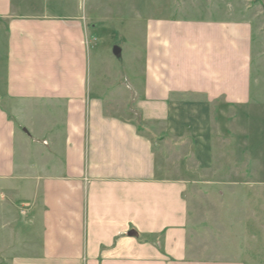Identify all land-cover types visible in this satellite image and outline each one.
Returning <instances> with one entry per match:
<instances>
[{"label":"crops","instance_id":"0c3cea01","mask_svg":"<svg viewBox=\"0 0 264 264\" xmlns=\"http://www.w3.org/2000/svg\"><path fill=\"white\" fill-rule=\"evenodd\" d=\"M90 21L82 0H0V189L19 212L3 207L0 264H246L217 249L218 221L215 235L191 215L168 142L208 173L215 143L242 132L252 22L150 21L126 100L89 86Z\"/></svg>","mask_w":264,"mask_h":264},{"label":"rangeland","instance_id":"374dc122","mask_svg":"<svg viewBox=\"0 0 264 264\" xmlns=\"http://www.w3.org/2000/svg\"><path fill=\"white\" fill-rule=\"evenodd\" d=\"M82 9L91 20L94 40L89 49V86L94 91L101 86H117L116 93L126 100L144 85L150 21L252 22L251 104L238 108L235 118L242 132L237 131L234 137L226 131L221 145L215 143L214 165L208 173L196 172L192 147L174 148L168 143L174 158L173 174L178 173L177 168L179 177L189 181L191 215L194 203L200 212L199 221H204L212 234H219L217 221L223 228L217 249L220 251L221 247L220 252L225 255H243L246 264H264V0H82ZM116 47L122 50L119 56L114 54ZM242 58L238 52L237 59ZM120 115L130 117L125 111ZM145 133L157 143L154 131ZM194 185L201 194L191 199ZM14 201L6 190L0 189V219L4 206L11 209L14 218L18 217ZM16 222L19 224L14 239L20 236L26 221ZM3 224L0 221V235L4 232Z\"/></svg>","mask_w":264,"mask_h":264},{"label":"water","instance_id":"95a60500","mask_svg":"<svg viewBox=\"0 0 264 264\" xmlns=\"http://www.w3.org/2000/svg\"><path fill=\"white\" fill-rule=\"evenodd\" d=\"M120 53H121V50H120L119 48L116 47V48L114 49V54L117 55V56H119Z\"/></svg>","mask_w":264,"mask_h":264},{"label":"built area","instance_id":"2783aa9c","mask_svg":"<svg viewBox=\"0 0 264 264\" xmlns=\"http://www.w3.org/2000/svg\"><path fill=\"white\" fill-rule=\"evenodd\" d=\"M27 213V209H24V210H22V214H26Z\"/></svg>","mask_w":264,"mask_h":264},{"label":"trees","instance_id":"16d2710c","mask_svg":"<svg viewBox=\"0 0 264 264\" xmlns=\"http://www.w3.org/2000/svg\"><path fill=\"white\" fill-rule=\"evenodd\" d=\"M140 128H141V127H139V130H141Z\"/></svg>","mask_w":264,"mask_h":264}]
</instances>
